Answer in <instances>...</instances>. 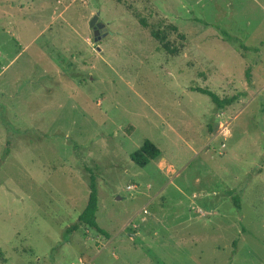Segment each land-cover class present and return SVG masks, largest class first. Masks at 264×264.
I'll list each match as a JSON object with an SVG mask.
<instances>
[{
	"label": "rangeland",
	"instance_id": "1",
	"mask_svg": "<svg viewBox=\"0 0 264 264\" xmlns=\"http://www.w3.org/2000/svg\"><path fill=\"white\" fill-rule=\"evenodd\" d=\"M0 264H264V0H0Z\"/></svg>",
	"mask_w": 264,
	"mask_h": 264
},
{
	"label": "trees",
	"instance_id": "2",
	"mask_svg": "<svg viewBox=\"0 0 264 264\" xmlns=\"http://www.w3.org/2000/svg\"><path fill=\"white\" fill-rule=\"evenodd\" d=\"M116 1L118 3H121L123 0H116ZM140 24L143 27H148L147 22L143 19L140 20ZM204 24L208 25L207 23ZM173 30L176 31L177 29L174 27ZM223 34L229 41H232V39L235 40V42L238 43L239 47L245 52L258 51V48H249L244 44L239 43L240 41H238V39L233 38L227 32H223ZM152 36L155 40H157L160 43L161 49L165 51L166 54L170 56H178V54L180 53L179 47L174 43L170 42L166 35H162L159 32H153ZM179 36L182 40H185V37L183 35L180 34ZM250 72L251 69L248 68L246 74L248 79H250ZM193 91L202 93L210 97L212 102L215 104L216 109L218 110H222L225 109L226 107L231 106L239 97V96H233L231 98L221 99L218 95L207 89L196 88ZM160 156H161V151L159 150V148L151 141L146 140L140 149H138L133 154H131V160L138 167L144 168L152 161L157 160ZM89 180H90V184H89L90 195L87 206L85 207L83 212L79 215L76 224H74L72 227L68 229V234L76 232L82 227H86L108 238L109 235L98 226L96 221V213L98 211V191H97L96 178L93 174H90Z\"/></svg>",
	"mask_w": 264,
	"mask_h": 264
},
{
	"label": "water",
	"instance_id": "3",
	"mask_svg": "<svg viewBox=\"0 0 264 264\" xmlns=\"http://www.w3.org/2000/svg\"><path fill=\"white\" fill-rule=\"evenodd\" d=\"M90 28L93 30L94 42L98 43L106 37L107 31L103 23L100 22V14L97 13L90 21ZM102 33V34H101Z\"/></svg>",
	"mask_w": 264,
	"mask_h": 264
},
{
	"label": "flooded vegetation",
	"instance_id": "4",
	"mask_svg": "<svg viewBox=\"0 0 264 264\" xmlns=\"http://www.w3.org/2000/svg\"><path fill=\"white\" fill-rule=\"evenodd\" d=\"M102 34V33H101Z\"/></svg>",
	"mask_w": 264,
	"mask_h": 264
}]
</instances>
